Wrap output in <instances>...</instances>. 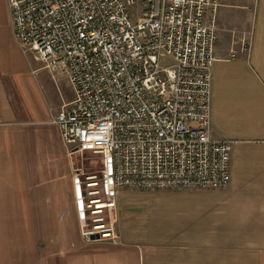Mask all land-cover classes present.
Listing matches in <instances>:
<instances>
[{"label":"crops","instance_id":"crops-1","mask_svg":"<svg viewBox=\"0 0 264 264\" xmlns=\"http://www.w3.org/2000/svg\"><path fill=\"white\" fill-rule=\"evenodd\" d=\"M215 1L210 136L232 142L229 185L121 190L116 239L86 242L51 124L73 99L15 43L0 0V264H264V0ZM149 201L148 218L131 214Z\"/></svg>","mask_w":264,"mask_h":264},{"label":"built area","instance_id":"built-area-1","mask_svg":"<svg viewBox=\"0 0 264 264\" xmlns=\"http://www.w3.org/2000/svg\"><path fill=\"white\" fill-rule=\"evenodd\" d=\"M6 3L15 43L73 89L51 120L68 156L101 160L93 172L73 169L84 241L116 239L121 190L229 185L232 142L210 136L215 0Z\"/></svg>","mask_w":264,"mask_h":264},{"label":"rangeland","instance_id":"rangeland-1","mask_svg":"<svg viewBox=\"0 0 264 264\" xmlns=\"http://www.w3.org/2000/svg\"><path fill=\"white\" fill-rule=\"evenodd\" d=\"M55 83L57 84L58 88H60V98H58V101H61L63 103H69V101H71L73 99V89L72 87L69 85V83L66 80H62L60 81H55ZM66 106V105H65ZM64 106V107H65ZM72 161L74 164V167L76 168H83L85 173L88 172H93L96 170L100 169L101 166V160L99 156H93L90 153H86L83 156H79L77 154L72 156ZM131 191V190H129ZM125 201L128 200L126 198L122 199V203H125ZM131 205L133 203H130ZM154 203L152 201H149L147 203L142 202V203H137L134 208V210L131 212V214L133 213L134 217H136L138 220H145L146 218H148L151 214L152 211V207H153ZM137 208V209H136ZM117 217L113 218L114 222V231L116 234H118V230H117V222H118V204H117ZM135 213V214H134ZM124 214V213H123Z\"/></svg>","mask_w":264,"mask_h":264}]
</instances>
